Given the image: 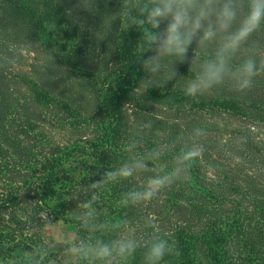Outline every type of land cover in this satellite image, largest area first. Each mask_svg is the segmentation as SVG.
<instances>
[{
  "label": "trees",
  "instance_id": "16d2710c",
  "mask_svg": "<svg viewBox=\"0 0 264 264\" xmlns=\"http://www.w3.org/2000/svg\"><path fill=\"white\" fill-rule=\"evenodd\" d=\"M119 3L0 0V54L9 58L0 66V257L48 241L55 221L75 232L82 209L71 197L125 162L133 125L151 122L143 148L179 141L162 164L171 167L194 128L206 132L202 159L189 180L146 204L117 201L151 173L109 185L97 204L103 216L126 217L138 235L155 218L180 252L165 264H264V73L245 93L225 85L193 99L182 91L193 73L180 64L185 77L141 94L149 76L134 62L139 31L117 37L113 24L100 38ZM247 55L264 59V26ZM131 264H142V252Z\"/></svg>",
  "mask_w": 264,
  "mask_h": 264
},
{
  "label": "clouds",
  "instance_id": "9594fccd",
  "mask_svg": "<svg viewBox=\"0 0 264 264\" xmlns=\"http://www.w3.org/2000/svg\"><path fill=\"white\" fill-rule=\"evenodd\" d=\"M83 5L91 10L94 0H83ZM105 18L101 39L112 31L113 24L117 25V37L129 29L140 33L134 62L149 76L141 94L149 87L163 88L185 77L178 71L180 64H187L193 73L182 88L184 95L193 99L225 85L245 93L253 87L254 78L264 73V59L241 56L249 39L264 26V0H120L119 8ZM197 50L203 54L200 58ZM8 62L9 58L0 54V66ZM149 128L151 122L134 124L124 145L129 158L115 169H105L99 179L80 185L77 195L71 197L79 194L82 209L75 232L21 249L11 258L0 257V264H131L138 251L142 252V264H165V257L179 256L176 242L161 232L155 218H146L143 229L148 234L138 235L126 217L103 216L97 207L100 193L109 185L141 173L152 175L146 183L125 192L118 207L146 204L173 184L190 179L192 167L206 150L202 142L205 130H192L169 167L161 163L162 158L179 141L143 148ZM42 218L51 223L47 215ZM57 248L62 249L59 258L50 260Z\"/></svg>",
  "mask_w": 264,
  "mask_h": 264
},
{
  "label": "rangeland",
  "instance_id": "374dc122",
  "mask_svg": "<svg viewBox=\"0 0 264 264\" xmlns=\"http://www.w3.org/2000/svg\"><path fill=\"white\" fill-rule=\"evenodd\" d=\"M47 231H48V236H47L48 241H53L58 235L73 233L74 227L73 225L66 222L55 221L47 228ZM54 251L56 252L58 259L62 249L57 248L54 249Z\"/></svg>",
  "mask_w": 264,
  "mask_h": 264
}]
</instances>
